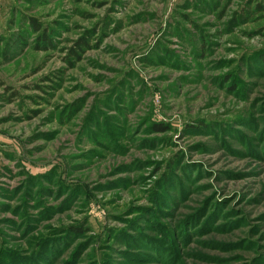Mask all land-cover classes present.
Listing matches in <instances>:
<instances>
[{"label": "rangeland", "instance_id": "1", "mask_svg": "<svg viewBox=\"0 0 264 264\" xmlns=\"http://www.w3.org/2000/svg\"><path fill=\"white\" fill-rule=\"evenodd\" d=\"M0 264H264V0H0Z\"/></svg>", "mask_w": 264, "mask_h": 264}, {"label": "trees", "instance_id": "2", "mask_svg": "<svg viewBox=\"0 0 264 264\" xmlns=\"http://www.w3.org/2000/svg\"><path fill=\"white\" fill-rule=\"evenodd\" d=\"M256 10H257V8L255 10H253V11L247 10L246 13H245V18L244 19L248 20L249 18H251V16H253V14H255L254 11H256ZM28 25H29V27L32 29V31L34 33H39V38H40V42H41L40 44H41L42 47H44L42 49H49L50 50L51 48H53L52 41L50 40L49 36L47 35L46 30L42 29L40 24L35 23L34 19H30ZM17 38H16V40L14 42H10V43L7 42L6 43L7 50L9 48H13V47L19 45L20 40H19V38L18 39ZM76 45L77 46L86 45V42L82 39V40L78 41L76 43ZM154 129L157 132L165 131L164 130L165 128H163V126H154Z\"/></svg>", "mask_w": 264, "mask_h": 264}]
</instances>
